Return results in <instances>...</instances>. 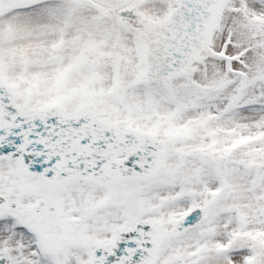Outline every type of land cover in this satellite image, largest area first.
Here are the masks:
<instances>
[{"label":"snow or ice","instance_id":"6c2138e0","mask_svg":"<svg viewBox=\"0 0 264 264\" xmlns=\"http://www.w3.org/2000/svg\"><path fill=\"white\" fill-rule=\"evenodd\" d=\"M0 264H264V0H0Z\"/></svg>","mask_w":264,"mask_h":264}]
</instances>
